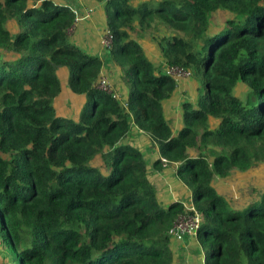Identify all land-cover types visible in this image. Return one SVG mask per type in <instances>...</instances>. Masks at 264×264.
I'll return each mask as SVG.
<instances>
[{"label": "trees", "instance_id": "trees-1", "mask_svg": "<svg viewBox=\"0 0 264 264\" xmlns=\"http://www.w3.org/2000/svg\"><path fill=\"white\" fill-rule=\"evenodd\" d=\"M103 12L126 106L97 88L103 61L70 35L69 6L0 0V264H174L169 229L185 203L201 217L195 238L209 241L204 264H264V184L235 203L216 181L262 179L264 0H106ZM169 65L197 86L176 132L163 107ZM65 87L82 97L74 116ZM134 127L188 201H160L126 141Z\"/></svg>", "mask_w": 264, "mask_h": 264}, {"label": "crops", "instance_id": "crops-1", "mask_svg": "<svg viewBox=\"0 0 264 264\" xmlns=\"http://www.w3.org/2000/svg\"><path fill=\"white\" fill-rule=\"evenodd\" d=\"M55 1L60 4L75 7L80 11L88 6L94 7L92 16L77 22L71 29L70 35L81 48L91 54H97L101 57L103 65L100 72L107 74V78L113 90L118 93L121 98L126 100L127 88L120 77L119 67L110 58L109 53L103 52L100 48V32L102 28L106 27L103 2H101V0ZM140 42L151 60L156 64L162 65L163 60L159 57L157 49L144 40ZM63 82H65L64 77ZM191 87H194L192 90L196 91L197 86H193L191 78L179 81L176 83L174 96L164 103L165 116L171 121L173 132H176L182 125L181 102L186 99L191 101H195L196 99V96L193 98ZM64 89V93H67V97L61 100L63 105L62 109L64 111L63 114L71 116L73 108L76 110L75 107L81 104L82 97L79 96L81 98L77 99L79 98L78 96L71 94V92L69 93L66 87ZM126 141L143 152L145 159L150 165L149 176L158 191L160 201L164 204L171 203L175 200L186 202L188 199L187 197L190 195L189 191L175 175L174 167L167 165L161 170L153 169L152 162L157 158L158 149L149 134L134 127ZM221 187L223 186L221 185ZM170 247L174 256V264H204V254L201 251V244L197 238L189 237L182 241L171 240Z\"/></svg>", "mask_w": 264, "mask_h": 264}, {"label": "built area", "instance_id": "built-area-1", "mask_svg": "<svg viewBox=\"0 0 264 264\" xmlns=\"http://www.w3.org/2000/svg\"><path fill=\"white\" fill-rule=\"evenodd\" d=\"M105 1L106 0H102L101 2L104 3ZM69 7L73 10L75 15L74 25L81 20L90 18L94 11L93 6H88L82 9L81 11L75 7ZM99 43L102 51L108 53L113 44V33L107 26L101 29ZM163 70L164 73L173 78L176 83L181 80L190 79L192 75L189 69L180 65L165 66ZM97 88L107 94L112 95L123 106L127 105L126 101L113 90L107 78V74H105L104 72L99 73ZM185 205L187 208L186 212L178 215V217L169 229V235L172 240L182 241L185 238L197 236V231L201 223L200 214L192 203H185Z\"/></svg>", "mask_w": 264, "mask_h": 264}, {"label": "rangeland", "instance_id": "rangeland-1", "mask_svg": "<svg viewBox=\"0 0 264 264\" xmlns=\"http://www.w3.org/2000/svg\"><path fill=\"white\" fill-rule=\"evenodd\" d=\"M218 22H220V18H216ZM195 80V79H194ZM190 83V82H189ZM196 85V82H193V86ZM194 89V87H191V93L194 96H196V91L192 90ZM190 92V91H189ZM255 175H257V172L253 173ZM260 177H262V179H258L257 181V176H250L249 178H246L244 176V178H237L236 176H234L232 179H228L226 181H220L219 179H217V186L218 188H223L224 191H233V193H235L234 197L236 196L237 198L235 199V203L236 201L241 203L240 201H242V197H251L253 194H255V191H259L261 190V185L264 184V171H262L260 174ZM221 185L223 187H221ZM252 188H255L256 190L252 191ZM225 195H229V194H225ZM242 196V197H241ZM234 197H229V198H234ZM188 201V200H187ZM208 239H202V244H201V251L203 254H205L208 250Z\"/></svg>", "mask_w": 264, "mask_h": 264}]
</instances>
